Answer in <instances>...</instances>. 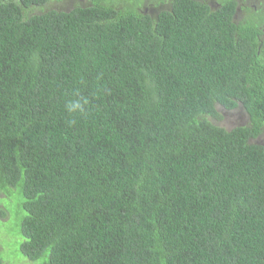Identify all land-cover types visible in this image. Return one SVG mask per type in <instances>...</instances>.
I'll list each match as a JSON object with an SVG mask.
<instances>
[{"label": "trees", "instance_id": "trees-1", "mask_svg": "<svg viewBox=\"0 0 264 264\" xmlns=\"http://www.w3.org/2000/svg\"><path fill=\"white\" fill-rule=\"evenodd\" d=\"M62 1L0 0V200L21 196L20 253L264 264V8ZM238 103L249 122L218 126Z\"/></svg>", "mask_w": 264, "mask_h": 264}, {"label": "rangeland", "instance_id": "rangeland-1", "mask_svg": "<svg viewBox=\"0 0 264 264\" xmlns=\"http://www.w3.org/2000/svg\"><path fill=\"white\" fill-rule=\"evenodd\" d=\"M259 1L261 0H249L250 8L251 6H255L259 8ZM141 3L140 1H138ZM78 2L75 3H66L62 1L61 3H56L54 5L51 4V9L54 11H62L66 12L68 10L76 7ZM82 4V3H81ZM144 8L143 3L141 5L140 10L142 11ZM41 11V10H39ZM217 112L222 116L223 120L220 123H216L218 126L224 128L225 130H231L240 124V120L236 119V114H241L244 112L242 106L240 104L233 111H226L219 107H217ZM231 112V113H228ZM251 143L260 144L264 146V133L259 135L256 139L251 140ZM2 193H9L12 197L11 200L7 203H2L0 200V208L3 210L4 215H9L11 217V221L6 225V231L10 232V234L4 233L2 228V221L0 219V260L1 264H40L41 261H29L25 258L19 250V246L22 242L21 234H20V223L24 216V212L22 210V199L18 194L17 190L12 191V189H4ZM14 233H17L20 240L16 241Z\"/></svg>", "mask_w": 264, "mask_h": 264}, {"label": "clouds", "instance_id": "clouds-1", "mask_svg": "<svg viewBox=\"0 0 264 264\" xmlns=\"http://www.w3.org/2000/svg\"><path fill=\"white\" fill-rule=\"evenodd\" d=\"M63 1H65L66 3L68 2V0H63ZM200 1H204V0H200ZM205 1H208L210 4H212L213 6H214V9H218V8H220L221 7V1L220 0H205ZM233 1H235V0H233ZM199 2V1H198ZM264 3V1H262V2H260V4H263ZM72 4V3H71ZM243 6H240L239 4H237L236 3V8H235V13H234V15L236 14V9H243V13L241 14V15H239V14H237L236 15V17L234 18V15H233V20L234 21H236V22H239L242 18H243V15H244V11L245 10H249V9H253V8H250V3H245V1H242V3H241ZM248 4V6L244 9V6H246ZM77 6H80V7H85V5L83 6V4H81V3H78L77 4ZM76 6V7H77ZM261 7H264V6H259V8H257V7H255L256 9L254 10L253 9V11L255 12V13H258L260 10H261ZM75 8V7H74ZM145 10H144V13L145 14H150V10H149V8H144ZM69 11H72V9L71 10H68V11H66V12H69ZM263 28H264V23H263ZM87 103V101L85 100V101H81L80 99H76V100H72V101H69L66 105H65V107H66V110L70 113V114H75V113H80V112H82L83 110H84V105ZM239 104V103H238ZM244 110V109H243ZM233 111V110H232ZM228 113H231V112H228ZM244 113V116L248 119V122H249V117H248V115L246 114V112L244 111L243 112ZM242 113V114H243ZM248 122H246V124L248 123ZM243 123L242 122H240V124H238L237 126H244V125H242ZM245 124V125H246Z\"/></svg>", "mask_w": 264, "mask_h": 264}, {"label": "flooded vegetation", "instance_id": "flooded-vegetation-1", "mask_svg": "<svg viewBox=\"0 0 264 264\" xmlns=\"http://www.w3.org/2000/svg\"><path fill=\"white\" fill-rule=\"evenodd\" d=\"M197 1H200V0H197ZM242 1H245V3H249V0H235V3L239 4L240 6H243L241 3ZM264 0H261L259 1V6H264L263 4H260V2H262ZM75 2H78V3H82L83 6L88 3L87 0H69V3H75ZM209 8L211 9H214V6L212 4H208ZM248 6V4L246 6H244V9ZM250 6V5H249ZM254 10L256 9L255 6H251ZM264 8V7H263ZM243 13V9H236V14L234 15V18L236 17L237 14L241 15ZM263 42H264V28H263V33H262V36H261ZM236 119L237 120H240V122H242L243 124L242 125H245L246 122H248V119L244 116V113L242 114H236Z\"/></svg>", "mask_w": 264, "mask_h": 264}]
</instances>
